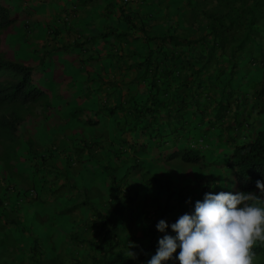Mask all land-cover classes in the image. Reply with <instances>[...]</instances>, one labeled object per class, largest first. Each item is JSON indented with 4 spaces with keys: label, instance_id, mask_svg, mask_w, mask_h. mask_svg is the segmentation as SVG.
<instances>
[{
    "label": "trees",
    "instance_id": "trees-1",
    "mask_svg": "<svg viewBox=\"0 0 264 264\" xmlns=\"http://www.w3.org/2000/svg\"><path fill=\"white\" fill-rule=\"evenodd\" d=\"M222 5L211 10L199 9L182 30L173 23L170 26L173 30L167 28L153 34L146 33L150 29V21H153L151 17L148 22L140 17L135 19L132 17L135 11L123 12V8H119L117 21L126 27L98 33L104 43L116 41V50L119 51L114 54L117 59H131L126 65L127 71L137 70L134 76L125 80L123 75L119 78L118 68L121 73L124 70L119 65L108 82H98L96 78L97 82L93 81L85 71L87 86L93 89L91 96L104 104L90 111L77 103L71 111L92 112L93 117L83 119L88 125L99 126L103 121L101 134L97 137L90 135V138L88 134L86 139L78 141V144L84 143L80 145L79 152L86 148L93 156L98 147L108 149L110 145H114L121 155H126L125 148L130 152L131 162L124 163L122 167H112L114 173H107V183L113 186L115 212H112L104 235L109 240L103 237L102 245L93 242L102 253L99 259L102 264H115L122 258V251L116 250V242L111 240L112 230L118 220L121 222L120 219L125 227L133 222L134 215L124 211L131 209L141 187L140 184L134 187V176L157 177L156 172H159L169 179L172 175L182 177L191 171L189 165L206 166L204 160L208 155V166L231 167L233 184L238 192H252L257 189V180L264 182V119L257 118L253 124L250 122L255 109L257 116L264 110V70L257 74L258 71L252 68L253 65L264 66V0H223ZM166 7L168 11L169 7ZM11 11L10 6L0 1V155L8 158L17 148L18 126L34 114V105L44 106L45 112L51 108V87L46 81L49 75L45 74V70L58 62L51 57L44 61V58L41 59L43 56L38 54L36 59L32 58L26 55L25 47L21 51L15 50L17 40L14 29L18 15ZM173 11L176 12V9L173 8ZM77 40L76 45L82 51L88 50L91 39ZM255 49L256 52H253ZM242 60L250 64L239 69ZM44 64L48 65L46 69ZM65 70L67 67L64 64L61 73L65 74ZM50 77L55 79L56 72ZM246 79H250L252 88L249 83L244 87ZM97 83L99 85L95 86ZM108 83H114V89L109 90ZM249 87L253 89L251 97L248 96ZM102 89L107 90L104 101L99 95ZM76 96L82 94L77 93ZM127 103L130 104L125 110ZM259 103L261 109H257ZM101 109H106V112ZM36 115L40 116L41 112ZM111 119L116 124L110 125ZM119 126L120 131L117 130ZM225 143L228 146L225 150L213 149L214 144ZM40 157L45 161V156ZM86 159L88 157L79 161ZM104 166L108 167V163ZM117 169L121 171L120 175L115 174ZM167 190L166 198L163 196L165 210L174 194L173 190ZM80 202L86 203L85 200ZM77 206H66L59 213L74 211ZM93 214L97 218H105L97 207L93 208ZM6 215L0 214L5 222L9 221ZM176 221L170 219L166 222L171 225ZM163 236L158 235L126 264L142 261L145 251L152 249L153 244ZM79 241L90 244L86 239L80 238ZM259 247L257 243L255 250ZM74 259L71 264H78V260Z\"/></svg>",
    "mask_w": 264,
    "mask_h": 264
},
{
    "label": "rangeland",
    "instance_id": "rangeland-1",
    "mask_svg": "<svg viewBox=\"0 0 264 264\" xmlns=\"http://www.w3.org/2000/svg\"><path fill=\"white\" fill-rule=\"evenodd\" d=\"M1 2L10 6L11 12H18L14 29L17 40L15 50L21 51V48L25 47L26 55L36 59L38 54L39 57L43 56L41 59L44 58V61H47V57L55 58L58 59L60 66H56L57 62L45 70V74L49 75L46 81L51 87L49 92L51 108L45 112L44 106L35 104L34 114L18 126L17 148L11 157L0 155V214L6 213L9 216V221L6 222L0 218V264H71L80 250V247L75 248L73 244L80 242V238H72L71 242V237L66 236L65 240L61 241V238L65 237L64 231L70 230V226L81 229L77 224L83 220V215L87 213L94 215L95 205L101 203L104 196L113 190L112 185L102 182L108 178L109 171L113 172L111 161L107 162L106 167L104 160L97 156L94 158L86 148L79 152L80 145L83 146L84 143L78 144V141L86 139L88 134L89 138L90 135L97 137V132L103 128V121L99 126L88 125L83 121L89 116H94L90 111H95L104 104L91 96L93 89L87 86L84 73L87 71L93 81L108 82L110 74L114 73V65L108 66L105 63L110 56H99L98 52L101 49L97 42L101 40H97L100 37L98 34L93 36L87 45L88 50L82 51L81 47L76 45L77 39L80 38L75 35L76 31L64 29L65 39L68 38V43H64L63 39H59L63 35L61 28L74 26V20L77 18L89 20L86 23L91 27L95 25L99 31H104L105 28H123L126 25L117 21L118 9L123 8V12L135 11L133 18L140 17L147 22L150 17L152 18L150 29L146 30L147 34L161 33L167 28L173 30L170 27L173 23L182 30L193 19V13L199 9L221 8L223 0H1ZM166 5L171 10L167 11ZM177 17L179 19L176 20ZM87 28L83 27L84 30L82 31V28L80 30L86 35L89 34ZM71 39L73 40L69 41ZM94 43L96 52L92 49ZM253 52H256V49ZM99 60H104V66ZM64 64L67 67L64 71L66 75L61 73ZM247 64L250 63L242 60L239 69L247 68ZM44 66L46 69L48 65ZM253 67L254 71H258L257 74L264 70V66ZM55 72V79H51L50 76ZM248 83H251L250 79H246L244 87L249 86ZM113 84H107L109 90L114 89ZM250 86L252 88V84ZM251 88H248L249 97L253 90ZM105 91L107 90L102 89L101 94L99 91L102 101L106 97ZM77 93H81L82 96H76ZM77 103L82 107H88L90 111L72 113ZM129 104H124L125 110ZM259 108L261 109L260 103L257 106V109ZM101 111L106 112V109ZM39 112L41 115L37 116ZM263 113L264 110L257 116L255 109L250 122L253 124L257 118L264 119ZM128 114L131 117V114ZM114 124L116 121L111 119L110 125ZM120 126L116 127L118 131ZM69 145L71 153L66 150ZM225 146L226 143L214 144L213 149L225 150ZM112 150L111 154L121 155L119 150ZM40 156H45V161ZM86 157L88 159L84 162L79 161ZM207 158L208 155L204 161H209ZM206 162V166L189 165L191 171L182 177L170 175L169 179L156 172L165 178L162 185L164 197L166 198L169 193L167 188L174 191L170 202H167V209L163 208L166 204L164 201L158 209L160 218L166 214L165 219L178 220L181 215L193 211L195 202L202 201L207 192L217 194L221 191L238 192L233 184L231 167L208 166ZM82 164L87 168H81ZM116 172V175L121 174V171ZM249 193L253 199L247 201L248 204L264 207V191L257 188ZM189 198L191 203H187ZM82 200L86 203L81 204ZM73 204L78 205L74 211L59 213V210ZM175 212H178V216H173ZM158 233L164 234L156 229L153 239L158 237ZM256 243L260 245L258 250H255ZM256 243L252 250L255 253L254 264H264V241L258 240Z\"/></svg>",
    "mask_w": 264,
    "mask_h": 264
},
{
    "label": "clouds",
    "instance_id": "clouds-1",
    "mask_svg": "<svg viewBox=\"0 0 264 264\" xmlns=\"http://www.w3.org/2000/svg\"><path fill=\"white\" fill-rule=\"evenodd\" d=\"M256 187L264 191V182L257 180ZM252 199L251 193L244 192L205 193L193 211L170 225L177 235L160 238L148 264L172 260L178 247L180 264H254L253 246L264 241V207L248 204ZM168 227L163 219L156 224L162 233ZM130 257L135 259L136 254Z\"/></svg>",
    "mask_w": 264,
    "mask_h": 264
},
{
    "label": "crops",
    "instance_id": "crops-1",
    "mask_svg": "<svg viewBox=\"0 0 264 264\" xmlns=\"http://www.w3.org/2000/svg\"><path fill=\"white\" fill-rule=\"evenodd\" d=\"M1 1V0H0ZM18 13V12H17ZM41 14V13H40ZM47 14V13H46ZM39 23L40 18H38ZM85 20V21H84ZM86 22H89V20H86L85 18L81 20V18H77L74 20V26L68 27V28H61L63 34L59 39H63L65 42L68 43V38L65 39V30H72L74 29L76 31L75 35L79 36L80 38H88L91 39L96 34L100 33L102 30H98L95 25L91 27V25L87 24ZM81 23V24H80ZM44 24V23H43ZM80 24V25H79ZM86 24V25H84ZM90 26V27H89ZM84 28H87L89 30V34H84L82 31ZM80 28H82L80 30ZM65 29V30H64ZM115 29V28H114ZM112 30L111 28H105L103 32H109ZM97 32V33H96ZM112 39H113V35ZM106 38V37H105ZM109 39V36H107ZM73 39L69 40L72 41ZM97 40H101V42H97V45L101 49L98 54L101 57L110 56L108 54H112L110 56V59L108 58L105 62L108 66L114 65V69L118 68L120 65L123 67V71L121 73L120 68L119 69V78L123 77L125 80L130 79L132 76L135 75V72H137L136 68L130 69L127 71L126 65L130 62V58H124L122 61L117 59V56L115 55L119 50H116L114 39L113 43H109L106 41L103 42L102 37H98ZM96 41V39H95ZM128 45H131L128 43ZM93 50L96 52L95 43L92 44ZM115 53V54H114ZM125 61V62H123ZM102 66H104V60H99ZM114 74V73H112ZM111 75V74H110ZM132 75V76H131ZM86 80V79H85ZM99 83L95 84V86H98ZM102 131L97 132V136L101 134ZM114 145H110L108 149L100 148L98 147L96 151L93 152V157L99 158L101 160H104L105 163L111 161L112 167H122L124 163L131 162L130 161V152L128 148L126 149V155L122 154L119 156H116L115 154H111L114 149ZM112 148V149H111ZM66 150L71 153V148L67 147ZM105 153V154H104ZM53 154V153H52ZM71 157V156H70ZM125 157V159H124ZM124 159V160H123ZM149 159V158H147ZM124 161V162H123ZM125 165V164H124ZM81 168H87L85 164H82ZM152 175V174H151ZM148 175L144 177H140L139 175L134 176V187H136L138 184H140V189L138 194L135 196V200L132 204L131 209H125L124 212L129 211L131 214L134 215L133 222L125 227L122 220L119 222L113 229L112 233V242H116V250H121V256L122 258L119 260V262L115 264H126L128 260L131 259L130 256H133L134 253L137 255L138 252L140 253L151 241H154L156 238L153 239V233L156 231V224L159 220H167L165 219L167 215H163L162 218L159 217V214L157 213L158 209L163 205L164 201V195H163V181H165V178H163L160 174L157 175V177H147ZM218 178V177H217ZM106 180V181H105ZM105 180H102V182H108V178H105ZM157 183L159 185L157 186ZM146 186V187H145ZM138 187V186H137ZM105 198L102 199L101 203H97L95 207H97L98 210L101 211L102 214L105 215V218H97L95 215H92L91 213H87L83 215V220L81 222H78L77 225L81 227V229H76V226L69 227L70 230L64 231V236L61 238V241H64L66 236H70V241L72 242V238H85L90 242L89 243H82V242H76V244H73V247L78 248L80 247V250L78 251L76 259L78 260V264H102L99 259L102 257V253L100 252L99 248L93 243H100L99 245L103 244V237L106 235V231L109 228V224L111 221L112 212H115L114 206L112 204V192L108 193V195L104 196ZM175 211V210H174ZM178 212H175L173 216H178ZM109 217V218H107ZM115 218V216H114ZM76 225V224H75ZM172 228H168L166 230V233L159 234L158 235H165L170 234L172 236H176L177 234L171 230ZM170 230V231H169ZM157 235V236H158ZM73 236V237H72ZM106 241H108V237H104ZM72 239V240H71ZM135 242V243H134ZM134 243V245L131 247V245ZM156 244V245H155ZM257 244V243H256ZM105 245V244H104ZM158 242L153 244L152 249H147L145 251V256L143 257V260L140 261L138 264H148V261L156 254L157 248H158ZM106 247V246H105ZM85 248V249H84ZM133 248V249H132ZM180 251V248L178 247L176 252L173 254L172 260L162 262V264H180L179 260L177 259L178 253ZM75 260V259H74Z\"/></svg>",
    "mask_w": 264,
    "mask_h": 264
}]
</instances>
